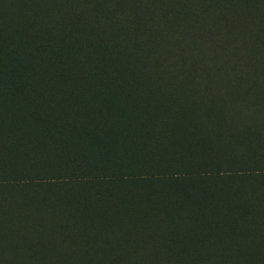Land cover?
<instances>
[{
	"label": "rangeland",
	"instance_id": "rangeland-1",
	"mask_svg": "<svg viewBox=\"0 0 264 264\" xmlns=\"http://www.w3.org/2000/svg\"><path fill=\"white\" fill-rule=\"evenodd\" d=\"M110 1L148 28L166 20L158 53L135 19L136 46L99 44L87 8L103 17L102 2L81 1L70 36L53 18L58 34L36 45L0 5V264H264V70L234 60L260 28L247 3ZM59 3L52 16L75 6ZM188 4L190 24L201 6L225 20L195 39L173 18ZM240 77L243 97L222 84Z\"/></svg>",
	"mask_w": 264,
	"mask_h": 264
},
{
	"label": "trees",
	"instance_id": "trees-1",
	"mask_svg": "<svg viewBox=\"0 0 264 264\" xmlns=\"http://www.w3.org/2000/svg\"><path fill=\"white\" fill-rule=\"evenodd\" d=\"M55 0H38V5L36 6L35 12H30V8L33 7L34 1L33 0H0V5L2 3H6L7 7L9 8V10L12 12V14H17L20 18V29H19V36L21 37H25L28 36L30 38H32L33 40V44H44L41 43V39L42 36L45 34H51L50 37L56 36L58 34V32H56V34H53V18L61 25L60 31H62V33H60L62 36H70L73 35L74 33L78 32V26L80 23V16L79 14L81 13L78 10V6L81 5V1L82 0H74L75 6L73 8H71V11H66V13L63 14H59V15H51V10L56 9V6H53ZM60 3L58 4V6L60 8H63L64 5H66V3H64L65 1H73V0H59ZM92 0H90V4ZM183 1H187V0H183ZM199 2L202 3V0H198ZM204 3L209 0H203ZM220 1L226 2L230 8H232L231 5H235V4H239V1L241 2L240 4H244L247 3V6H245V8H248L249 14L252 18L251 21L252 22V26L254 24H257L260 26L259 29H256V33L257 36H255V43L254 45H252L249 42V36L248 34H241L239 40L243 41L244 43V48H240V50L238 52H240V55L237 54V52H235V56H234V60L237 61V67H240L242 69L245 70H250V71H256L254 73H263L261 72L262 70H264V66H259L258 62H259V58H261L263 56L264 59V0L262 2H260V0H257V2L253 1L254 4H251V0H235L237 2H234L233 0H213V4H212V8H214L217 5H220ZM259 1V2H258ZM93 2L98 3V2H102L104 4H106V7H110L109 13H104V16L102 17V14L100 15H96L94 9L95 7H93V5L91 4L88 8H87V12L89 14V16L91 18L92 21H94V25H93V34H94V38L99 42V44H104L106 46H109L110 42H114L115 38H118L119 36L121 37V39L127 41L130 44H133L136 46V41H132L133 36H131V32L129 30V28L131 27L132 22H130L129 20L131 19H135L136 22L140 23L137 29V35L139 37H145L146 40H150V43L155 42L156 44H153L150 51L148 52L149 54L152 55V53H158L160 50V46L157 45L158 41L161 40L163 38V36H168L169 35V30H166L164 28L163 25H161L164 21L166 20H161L158 24H157V28H148L146 26V23H149L150 20V15L147 13L144 15V19L143 21H140V18H142L143 16H132L131 14L128 13H124L122 12L123 9H118L117 7H115V5H113V2L110 0H93ZM161 0L157 1V3H160ZM32 4V5H31ZM123 3H119L118 5L122 6ZM204 5V4H203ZM35 6V5H34ZM39 6V7H38ZM183 10L182 11H177V13H175L173 15L174 20L177 19V23H175L177 26H180V28L185 29L186 32H189L193 38L198 39L201 38L202 33L211 30L212 25H222L220 23L219 19L225 20L224 18H219V11H216L215 13L211 14L208 13L205 9H203V6H201L202 9V15H204V18H202V23L203 25H198V23H194L190 24L189 21V17L192 16L194 14L193 12V8H189V4L183 5ZM106 12V11H105ZM192 13V14H190ZM189 16V17H188ZM194 16V15H193ZM215 16V18H214ZM220 16H223L222 14H220ZM92 17H94V19H92ZM102 17V18H100ZM224 17V16H223ZM260 17V21L257 20ZM7 18L3 16V13L0 11V20H6ZM155 19V17L153 18V20ZM262 22V24L260 23ZM195 24V25H194ZM124 25V26H122ZM229 24H227V28L226 30H223V35L222 37L229 41V42H233L236 40L234 33L233 32H229ZM174 29V28H173ZM205 29V30H203ZM67 30V32H66ZM172 30V28H171ZM179 31L178 29H174ZM184 32V31H183ZM24 35V36H23ZM209 35H211V33L209 32ZM226 37V38H225ZM41 40V41H40ZM158 40V41H156ZM38 41V42H37ZM164 41V40H163ZM198 41V40H197ZM32 42V41H31ZM138 42L142 43V40H138ZM18 43V42H17ZM16 43V44H17ZM16 44L14 46H16ZM112 45V44H110ZM20 46V44H19ZM3 52V51H2ZM234 52V49H233ZM31 58L32 59H36L40 54H35V52H32L31 54ZM16 60V59H15ZM27 61V60H25ZM25 61H20V60H16V62H25ZM16 67H13V70H15ZM252 73V74H254ZM36 79V78H35ZM249 80L245 81L244 77H240L238 80L234 81L233 80V84L235 83V85L230 84V81H221L222 84L224 83L223 87L226 88V86H228L229 88H232L233 86H235V92H237L240 96H244L246 95L248 92H245L247 89V82L250 81L251 78L248 77ZM30 80V81H29ZM37 80L40 81L41 85L45 86L46 84H52L54 83L55 79H51L49 80V78H40ZM23 81L21 77L17 76L16 78H13L10 81V85L14 88H16V90H19L20 88H22L24 86ZM29 82H27L28 86H32V82H33V78L31 76H29L28 79ZM52 81V82H50ZM26 82V81H25ZM228 89V88H227ZM219 92V91H218ZM120 121H115V123H120L124 121V116L121 114L120 116ZM126 118V116H125ZM256 118V117H255ZM248 124V123H247ZM249 125V124H248ZM116 126V125H115ZM82 129L84 130V127L81 126ZM106 131V129H104V132ZM86 133V132H85ZM106 149H109L108 147H105ZM262 206L261 208L257 211L258 215L262 216L263 211H262ZM264 223V221H263ZM264 256V255H263ZM258 260L262 259L263 257L258 256ZM262 263V261L260 262ZM245 264H259L258 263H254L253 261H251V263L246 262Z\"/></svg>",
	"mask_w": 264,
	"mask_h": 264
}]
</instances>
